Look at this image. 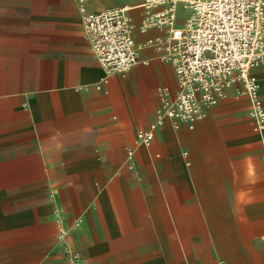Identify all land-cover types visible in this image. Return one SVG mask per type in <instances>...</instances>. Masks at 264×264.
<instances>
[{
  "label": "crops",
  "instance_id": "obj_1",
  "mask_svg": "<svg viewBox=\"0 0 264 264\" xmlns=\"http://www.w3.org/2000/svg\"><path fill=\"white\" fill-rule=\"evenodd\" d=\"M145 1L0 0V264H264V130L247 95L175 126L160 48L107 74L91 47L81 4L130 5L138 41L165 38Z\"/></svg>",
  "mask_w": 264,
  "mask_h": 264
},
{
  "label": "built area",
  "instance_id": "obj_2",
  "mask_svg": "<svg viewBox=\"0 0 264 264\" xmlns=\"http://www.w3.org/2000/svg\"><path fill=\"white\" fill-rule=\"evenodd\" d=\"M144 4L145 24L165 26V38L138 41L130 5L91 11L81 4L85 31L105 72L125 73L138 62L144 47L152 45L161 49L178 76L177 94L165 101V114L175 126L193 127L235 87L237 94L250 99L249 113L256 128L264 130V101L254 72L264 65V0H146ZM155 125L139 132L142 142L152 141ZM67 253L78 262L79 251L68 247Z\"/></svg>",
  "mask_w": 264,
  "mask_h": 264
}]
</instances>
